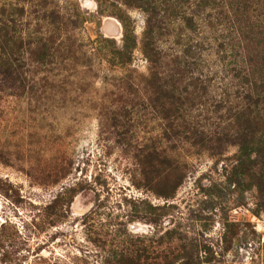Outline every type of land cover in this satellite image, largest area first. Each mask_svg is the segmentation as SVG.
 Wrapping results in <instances>:
<instances>
[{
  "label": "rangeland",
  "instance_id": "374dc122",
  "mask_svg": "<svg viewBox=\"0 0 264 264\" xmlns=\"http://www.w3.org/2000/svg\"><path fill=\"white\" fill-rule=\"evenodd\" d=\"M40 1L11 0L28 12ZM45 1L66 26L43 63L38 51L24 56V86L0 90V264H264V201L251 176L234 181L238 146L216 156L181 149L149 104L140 1ZM123 21L134 45L120 62L111 51L122 46ZM175 27L158 41V70L184 52ZM202 28L188 33L186 57H198L195 75L207 77ZM219 91L207 87L205 102ZM206 107L190 113L211 116ZM162 161L172 167L167 179ZM196 243L212 261L203 251L202 262L184 256Z\"/></svg>",
  "mask_w": 264,
  "mask_h": 264
},
{
  "label": "trees",
  "instance_id": "16d2710c",
  "mask_svg": "<svg viewBox=\"0 0 264 264\" xmlns=\"http://www.w3.org/2000/svg\"><path fill=\"white\" fill-rule=\"evenodd\" d=\"M138 1L137 7L146 15L143 45L152 63L147 79L154 98L149 104L162 115L164 128L170 132L167 136L176 138L181 149H194L195 155L201 152L221 155L225 145L238 146L234 165L238 175L234 181L238 184L240 176H251L264 201V0ZM46 5L47 2L41 0L28 12L20 3L0 0V90L4 86L11 89L24 86V56L38 51L41 55L38 54L37 60L43 63L54 48L53 36L66 26L64 21H57L60 14L47 9ZM69 22L74 23L71 19ZM123 23L122 46L110 50L120 62L131 58L134 45L132 34ZM174 24L178 29L176 37L186 43L184 52L172 59V69L158 70L156 65L161 58L158 41ZM204 24L209 33L207 48L211 50V72L207 77L195 75L193 67L200 66V61L198 57L192 59L194 54L188 45V33L202 32ZM190 55L192 57H186ZM209 86L220 91L214 93V99L205 102ZM207 104L211 107L208 111L215 116H210L206 110L208 115L202 119L209 121L203 124L199 114L195 116L190 112L203 106L206 109ZM147 152L145 155L153 166L157 160L154 147L147 148ZM159 163L160 166L165 164L164 161ZM161 167L163 178L167 179L172 167L168 164ZM157 170L151 169L150 173L155 174ZM183 177L179 171L175 177L177 186ZM233 225L229 224L227 231ZM227 234L223 242L228 250L232 233L229 239H226ZM202 251L206 254L204 261H212L213 258L207 256L210 249L199 243L183 254L202 262ZM165 262L172 264L170 260Z\"/></svg>",
  "mask_w": 264,
  "mask_h": 264
}]
</instances>
